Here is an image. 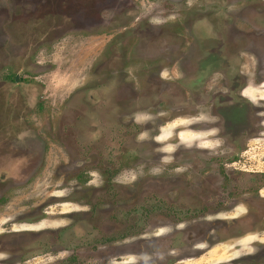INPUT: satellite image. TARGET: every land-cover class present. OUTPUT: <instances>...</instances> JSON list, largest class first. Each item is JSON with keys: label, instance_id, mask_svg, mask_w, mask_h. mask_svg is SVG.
Returning <instances> with one entry per match:
<instances>
[{"label": "rangeland", "instance_id": "obj_1", "mask_svg": "<svg viewBox=\"0 0 264 264\" xmlns=\"http://www.w3.org/2000/svg\"><path fill=\"white\" fill-rule=\"evenodd\" d=\"M261 175L264 0H0V264H264Z\"/></svg>", "mask_w": 264, "mask_h": 264}, {"label": "flooded vegetation", "instance_id": "obj_2", "mask_svg": "<svg viewBox=\"0 0 264 264\" xmlns=\"http://www.w3.org/2000/svg\"><path fill=\"white\" fill-rule=\"evenodd\" d=\"M107 115H108L109 118H111L110 117V114L107 113ZM108 121L106 120V122L105 121L104 122L107 123ZM159 130H160V127H159ZM179 132H177V134ZM252 132L253 131L250 130V131H247L244 134V136H242V133H240L241 135H238L239 137L240 136H242V137H246L247 136V138L241 139V141L244 143L243 145H246L247 142H250V139L249 138H252L254 136V135H252ZM82 135H83V131L81 129H79V130L77 129V133H75V136L82 137ZM239 143H240V141H239ZM233 148L234 149L236 148V149H239V150L242 149V148H239V144L238 143L233 144ZM244 149L245 148L243 147V150ZM31 160H33V159H31V158L30 159H27V158L24 159V161H25L24 164H23L24 166L22 168H20L21 169V172H24V171L25 172H28L29 171V169L31 167L30 164H32V162H33ZM221 160H224V159H222V158L220 159L219 158L218 159V162L221 161ZM35 162H37V161L35 160ZM218 162H217V164L219 165L220 162L219 163ZM251 175L253 176V178L256 177V174H251ZM261 176H264V175H261ZM227 177H229V174H227ZM224 179H226V176H223L222 182L224 181ZM236 181L237 182L238 181L240 182V177L236 178ZM223 184H224V182H223ZM222 189L224 190V186H222ZM248 189L249 190L251 189L250 186L248 187ZM232 194L229 193V192H227L225 195H227V198H230V196ZM195 195L196 196H193L192 194L185 195L184 198L186 200V204H184L183 205L184 208H182L181 205H179V207H175L174 206V204H176L175 202H170L168 199H167V201H165L163 198L160 197V195L154 194L153 195V203H152L153 207H152V209H154L157 212L166 211L168 209L169 214H174L175 217L176 216H179L178 214H180V215L181 214H184V215H186V214L193 215V214L207 213L210 210V208H209V201L208 202H203L204 199L205 200H208L207 194L206 193H203V194L200 195V193H196ZM224 198H225L224 196L220 197L219 198L220 200H218L217 205H220V204L225 205L226 198L225 199ZM178 204H180V202H178ZM214 211L219 212L220 211V206H218ZM175 217H174V220H177V218H175ZM178 221H180V219H178ZM178 221H176V222L178 223ZM45 242H47V240ZM45 246H46V248L49 247V243L47 242V244Z\"/></svg>", "mask_w": 264, "mask_h": 264}, {"label": "water", "instance_id": "obj_3", "mask_svg": "<svg viewBox=\"0 0 264 264\" xmlns=\"http://www.w3.org/2000/svg\"><path fill=\"white\" fill-rule=\"evenodd\" d=\"M19 76L16 77V80L18 81Z\"/></svg>", "mask_w": 264, "mask_h": 264}]
</instances>
